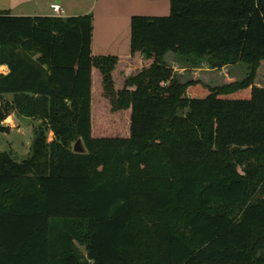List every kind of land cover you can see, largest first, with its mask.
<instances>
[{
  "label": "trees",
  "instance_id": "1",
  "mask_svg": "<svg viewBox=\"0 0 264 264\" xmlns=\"http://www.w3.org/2000/svg\"><path fill=\"white\" fill-rule=\"evenodd\" d=\"M130 26V57L93 56L90 14L0 11V132L37 122L27 159L0 153V264H264V0ZM167 53L250 74L183 84Z\"/></svg>",
  "mask_w": 264,
  "mask_h": 264
},
{
  "label": "crops",
  "instance_id": "2",
  "mask_svg": "<svg viewBox=\"0 0 264 264\" xmlns=\"http://www.w3.org/2000/svg\"><path fill=\"white\" fill-rule=\"evenodd\" d=\"M38 0H12L22 7ZM59 4L66 17L90 14L93 17L92 55L131 56V18L133 16L165 17L170 13V0H48L47 6L36 5L32 16H54L50 6ZM10 11V10H9ZM21 16H30L23 14ZM3 74L8 72L0 67ZM23 119V118H22Z\"/></svg>",
  "mask_w": 264,
  "mask_h": 264
},
{
  "label": "rangeland",
  "instance_id": "3",
  "mask_svg": "<svg viewBox=\"0 0 264 264\" xmlns=\"http://www.w3.org/2000/svg\"><path fill=\"white\" fill-rule=\"evenodd\" d=\"M47 1L38 0L36 4L31 2L22 7H13L12 0H0V11L8 12L12 16L23 14L32 16L36 5L44 8L47 6ZM64 16L65 13H62L61 17ZM164 62L172 68L173 74L183 84L188 81H200L209 87H226L241 82L250 74V66L245 63L226 66L221 69H211L206 58L201 61L184 60L172 53H167L164 56ZM2 72L3 70L0 68V73ZM255 83L264 86V63L260 65L257 71ZM36 124V121L10 115L4 122V125L9 127V131L7 133L0 132V153H10L17 162L27 159L31 154L30 148L34 138L33 129ZM52 139L53 135L49 132L48 141ZM78 247L85 254L84 248Z\"/></svg>",
  "mask_w": 264,
  "mask_h": 264
},
{
  "label": "built area",
  "instance_id": "4",
  "mask_svg": "<svg viewBox=\"0 0 264 264\" xmlns=\"http://www.w3.org/2000/svg\"><path fill=\"white\" fill-rule=\"evenodd\" d=\"M50 8L55 16L61 17L63 10L59 4H52Z\"/></svg>",
  "mask_w": 264,
  "mask_h": 264
},
{
  "label": "water",
  "instance_id": "5",
  "mask_svg": "<svg viewBox=\"0 0 264 264\" xmlns=\"http://www.w3.org/2000/svg\"><path fill=\"white\" fill-rule=\"evenodd\" d=\"M73 152L75 153H84V148L80 140H77L73 146Z\"/></svg>",
  "mask_w": 264,
  "mask_h": 264
}]
</instances>
